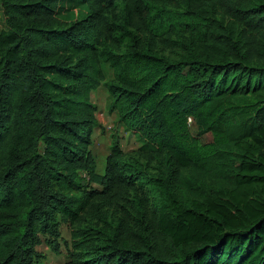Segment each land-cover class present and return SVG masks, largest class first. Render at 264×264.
I'll list each match as a JSON object with an SVG mask.
<instances>
[{
    "label": "trees",
    "instance_id": "trees-1",
    "mask_svg": "<svg viewBox=\"0 0 264 264\" xmlns=\"http://www.w3.org/2000/svg\"><path fill=\"white\" fill-rule=\"evenodd\" d=\"M59 1L0 0V264L57 251L61 221L64 264H264V0ZM101 84L141 139L103 173Z\"/></svg>",
    "mask_w": 264,
    "mask_h": 264
},
{
    "label": "rangeland",
    "instance_id": "rangeland-1",
    "mask_svg": "<svg viewBox=\"0 0 264 264\" xmlns=\"http://www.w3.org/2000/svg\"><path fill=\"white\" fill-rule=\"evenodd\" d=\"M87 11V5L83 0H60L57 8V15L66 20H74L82 17ZM5 28V18L0 10V31ZM106 79L113 77V68L104 64ZM92 100L97 104L96 116L101 127H96L93 133L91 152L97 161V171L103 173L105 166V157L110 150V144L113 136H117L122 148L125 151L136 149L141 139L135 132L126 130L119 122L117 113L110 107L111 96L104 84H101L91 93ZM189 131L192 136L198 139L199 144L207 148L213 141L212 132H206L202 135L197 134V123L194 119L188 121ZM92 186L100 187L93 183ZM61 236L58 239L59 249L54 250L48 243L47 235H42V241L37 245V250L44 256L39 257L34 264H64L68 259V245L71 241L70 225L66 222H60Z\"/></svg>",
    "mask_w": 264,
    "mask_h": 264
}]
</instances>
